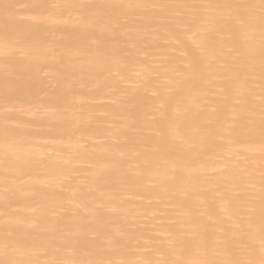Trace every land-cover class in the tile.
I'll return each instance as SVG.
<instances>
[{"label":"bare ground","instance_id":"bare-ground-1","mask_svg":"<svg viewBox=\"0 0 264 264\" xmlns=\"http://www.w3.org/2000/svg\"><path fill=\"white\" fill-rule=\"evenodd\" d=\"M0 264H264V0H0Z\"/></svg>","mask_w":264,"mask_h":264}]
</instances>
